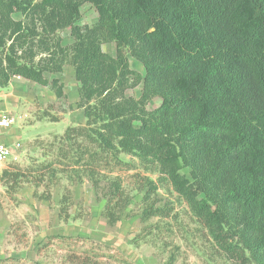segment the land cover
Here are the masks:
<instances>
[{
    "label": "trees",
    "instance_id": "1",
    "mask_svg": "<svg viewBox=\"0 0 264 264\" xmlns=\"http://www.w3.org/2000/svg\"><path fill=\"white\" fill-rule=\"evenodd\" d=\"M87 3L98 13L92 28L77 25ZM66 30L75 41L70 49L59 36ZM109 43L115 55L104 52ZM129 56L144 66V77ZM66 64L89 126L68 130L66 140L86 137L98 149L66 156L73 152L96 191L99 162L121 165L119 154H126L155 165L221 251L242 264H264V0H0V87L21 77L62 98L63 85L47 74ZM140 84L139 99L126 95ZM155 98L160 106L148 109ZM20 178L9 180L12 189ZM144 187L145 218L164 216L151 203L154 182ZM105 197L115 225L114 204L125 203L120 180L109 182ZM68 201L59 214L64 222ZM99 253L73 252L68 261L98 264Z\"/></svg>",
    "mask_w": 264,
    "mask_h": 264
},
{
    "label": "rangeland",
    "instance_id": "2",
    "mask_svg": "<svg viewBox=\"0 0 264 264\" xmlns=\"http://www.w3.org/2000/svg\"><path fill=\"white\" fill-rule=\"evenodd\" d=\"M97 20L96 9L84 4L77 25L92 28ZM59 36L63 47L73 46L69 30ZM103 50L116 54L113 43L105 44ZM128 59L131 69L144 77V66L132 56ZM47 76L63 85L62 98L53 88L21 77L0 87V101L15 117V139L22 145L19 161L0 166V261L71 264V253L95 249L101 252L98 264H242L219 249L157 166L126 154H119L121 165L103 167L99 162L96 179L100 186L96 191L85 168L75 164L73 152L66 156L70 149L98 150L86 137L75 135L72 143L66 140L68 130L89 128L79 106L80 85L74 68L66 64L61 73ZM142 88L140 84L127 90L126 95L139 99ZM160 104L161 100L155 98L148 109ZM6 171L11 176L3 179ZM15 175L21 178L12 189L13 181L9 180ZM112 180L121 181L125 198L124 207L114 204L119 218L115 225H110L105 210V194ZM148 180L157 188L151 203L164 208V216L145 218L148 190L144 186ZM63 198L69 200L68 222L59 217ZM59 236L80 237L88 242L73 247L58 239L50 240Z\"/></svg>",
    "mask_w": 264,
    "mask_h": 264
},
{
    "label": "built area",
    "instance_id": "3",
    "mask_svg": "<svg viewBox=\"0 0 264 264\" xmlns=\"http://www.w3.org/2000/svg\"><path fill=\"white\" fill-rule=\"evenodd\" d=\"M16 126L15 117L0 101V166L19 161L22 145L15 139Z\"/></svg>",
    "mask_w": 264,
    "mask_h": 264
}]
</instances>
